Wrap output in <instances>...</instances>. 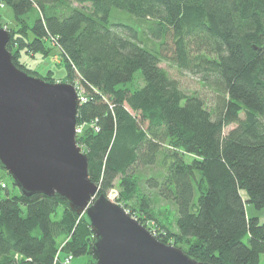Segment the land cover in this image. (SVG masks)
Instances as JSON below:
<instances>
[{"label":"trees","instance_id":"1","mask_svg":"<svg viewBox=\"0 0 264 264\" xmlns=\"http://www.w3.org/2000/svg\"><path fill=\"white\" fill-rule=\"evenodd\" d=\"M1 4L14 10L7 48L18 68L32 75L20 62L22 51L47 54L51 42L65 59L67 78H79L77 141L99 195L117 191L123 207L161 242L200 262L260 264L264 221L248 217L246 204L264 208V0ZM163 62L197 75L215 101L183 91ZM144 169L152 170L143 185L153 205H175L172 239L127 208ZM2 172L8 173L0 164V264H63L69 255L95 264L85 215L59 195L20 189L11 195Z\"/></svg>","mask_w":264,"mask_h":264},{"label":"water","instance_id":"2","mask_svg":"<svg viewBox=\"0 0 264 264\" xmlns=\"http://www.w3.org/2000/svg\"><path fill=\"white\" fill-rule=\"evenodd\" d=\"M0 28V164L27 196L59 195L89 220L95 264H208L161 242L89 177L77 141L82 100L75 86L29 75L13 62Z\"/></svg>","mask_w":264,"mask_h":264},{"label":"rangeland","instance_id":"3","mask_svg":"<svg viewBox=\"0 0 264 264\" xmlns=\"http://www.w3.org/2000/svg\"><path fill=\"white\" fill-rule=\"evenodd\" d=\"M75 6H78L75 4ZM125 22L134 21L133 18H128L127 16H123ZM128 19V20H127ZM0 22L3 24L4 28L9 30L11 28H16V18L14 14V10L9 5L4 4L0 5ZM10 31V30H9ZM171 44V43H169ZM47 48L50 51L47 54L43 52L37 51L36 53H26L24 50L22 51L20 62L24 63L29 69L33 71L32 76H36L39 78L46 77V81H50L53 83H69L76 87L78 93L83 92L82 87L80 85V80L76 76V73L71 75V78L68 79V72L66 69L65 59L61 55L60 49L52 46L51 42L46 43ZM163 68L167 70L172 79L176 80L179 83L180 88L188 94L198 93L203 96L208 104L211 105L215 98L213 97V93L211 90L206 87L202 81H200L197 75L188 73V72H179L174 66H170L168 63L163 62L161 65ZM29 75H31L29 73ZM44 79V78H42ZM45 80V79H44ZM142 84L139 80L135 83L136 88H141ZM80 130V129H79ZM81 131V130H80ZM80 133V132H79ZM78 133V134H79ZM2 181L8 185V192L11 195L18 194L19 187L13 184V178L9 173L2 172ZM152 174V170L144 169L142 171V176H140V186L138 192L129 198V205L127 208L130 211L135 213L143 214V218L146 220V226L155 228L156 230L164 231L169 237L173 238V233L176 232L175 229V219H176V210L175 205L172 202H157V204L151 202V198H148L146 195V190L144 188L143 182L144 178L148 177ZM4 196H6L5 191H3ZM108 198L122 205V203L118 200V192L112 191L108 194ZM246 197V193H243ZM149 199V207H146V203ZM123 206V205H122ZM246 211L248 217H258L261 221H264V208L257 209L252 204H246ZM62 211L60 210L59 216H61ZM175 238V237H174ZM64 239V238H63ZM63 241V240H62ZM175 242V239H174ZM179 245L183 248H187L188 245L185 240H179ZM63 245L60 243V246ZM65 257V256H64ZM65 261V259H64ZM92 264V261L88 257H79L73 258L69 264ZM260 264H264V253L261 255Z\"/></svg>","mask_w":264,"mask_h":264},{"label":"built area","instance_id":"4","mask_svg":"<svg viewBox=\"0 0 264 264\" xmlns=\"http://www.w3.org/2000/svg\"><path fill=\"white\" fill-rule=\"evenodd\" d=\"M2 6H3V4H1ZM79 95H80V98H81V100H82V102H83V97L81 96V92H79L78 93ZM80 132V130H79V128H78V133ZM64 259H65V261H64ZM73 259V256H71V255H69V256H65V257H63L62 258V262H63V264H69L70 262H71V260Z\"/></svg>","mask_w":264,"mask_h":264},{"label":"crops","instance_id":"5","mask_svg":"<svg viewBox=\"0 0 264 264\" xmlns=\"http://www.w3.org/2000/svg\"><path fill=\"white\" fill-rule=\"evenodd\" d=\"M79 264H81V263H79Z\"/></svg>","mask_w":264,"mask_h":264}]
</instances>
